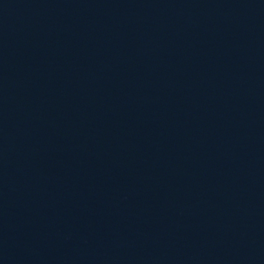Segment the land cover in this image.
<instances>
[{
    "label": "water",
    "instance_id": "1",
    "mask_svg": "<svg viewBox=\"0 0 264 264\" xmlns=\"http://www.w3.org/2000/svg\"><path fill=\"white\" fill-rule=\"evenodd\" d=\"M0 264H264V0H0Z\"/></svg>",
    "mask_w": 264,
    "mask_h": 264
}]
</instances>
